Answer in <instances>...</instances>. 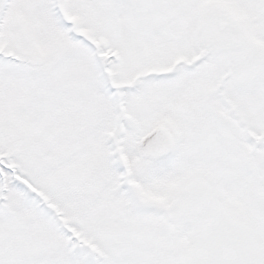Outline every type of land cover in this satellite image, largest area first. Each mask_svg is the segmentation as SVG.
Returning a JSON list of instances; mask_svg holds the SVG:
<instances>
[{
  "label": "snow or ice",
  "instance_id": "6c2138e0",
  "mask_svg": "<svg viewBox=\"0 0 264 264\" xmlns=\"http://www.w3.org/2000/svg\"><path fill=\"white\" fill-rule=\"evenodd\" d=\"M0 264H264V0H0Z\"/></svg>",
  "mask_w": 264,
  "mask_h": 264
}]
</instances>
